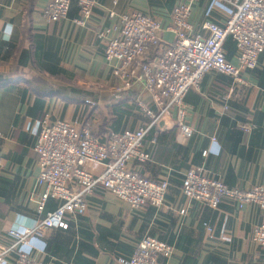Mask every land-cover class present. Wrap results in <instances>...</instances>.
<instances>
[{
    "label": "crops",
    "instance_id": "crops-1",
    "mask_svg": "<svg viewBox=\"0 0 264 264\" xmlns=\"http://www.w3.org/2000/svg\"><path fill=\"white\" fill-rule=\"evenodd\" d=\"M92 1L90 18L79 25L77 0H71L64 19L52 23L42 16L49 0H0V245L14 243L10 228L41 221L61 204L48 199L37 212L43 187L36 182L38 155L27 127L48 115L79 130L87 127L101 142L115 131L146 128L142 149L149 158L130 159L127 166L151 180H167L168 186L159 207L145 203L139 208L97 188L86 196L83 214L66 216V228L50 227L28 239L47 245L42 252L31 250L35 259L47 264H118V256L129 255L149 235L171 246L169 257H158L166 264H264V250L252 239L254 226L261 222L256 204L239 207L223 199L212 208L181 190L182 175L190 168L230 188L264 187V52L255 68L240 72L239 81L209 70L198 89L187 91L185 122L192 134L185 137L175 109L153 120L144 109L157 113V108L142 85L122 87L112 72L116 61L105 59L98 37L105 29L116 33L117 18L109 12L139 11L160 18V36L170 43L171 12L184 0ZM209 2L196 0L192 6L195 34L207 35L206 21H224L219 9L206 14ZM9 24L13 30L6 38ZM223 50L237 65L238 50L231 37L225 39ZM155 55L152 50L146 58ZM213 141L221 146L219 155L209 150ZM204 149L209 151L205 155ZM83 167L92 173L100 169L91 162ZM15 254L12 249L10 258Z\"/></svg>",
    "mask_w": 264,
    "mask_h": 264
},
{
    "label": "built area",
    "instance_id": "built-area-1",
    "mask_svg": "<svg viewBox=\"0 0 264 264\" xmlns=\"http://www.w3.org/2000/svg\"><path fill=\"white\" fill-rule=\"evenodd\" d=\"M196 0H184L171 12L170 30L174 40L164 42L160 36L163 27L160 18L139 11L116 16V33L110 29L98 32L104 43V57L115 60L113 75L124 89L140 83L148 92L157 113L144 109L155 120L163 113L175 109L180 132L189 137L192 128L185 122L184 96L189 89H198L203 75L209 70L230 75L237 81L243 69L255 68L260 53L264 52V0H210L206 14L214 8L225 15L222 24L206 21L207 35L195 34L190 14ZM71 0H49L42 9L44 21L64 19ZM79 16L75 19L84 25L92 13V0H77ZM231 36L236 44L238 64L229 62L223 43ZM155 50L153 58H146ZM89 102V100H86ZM35 137L34 150L38 155L39 174L36 182L43 187L38 198L37 212L43 211L48 199L61 200L54 210L47 211L41 221L8 230L14 238L11 246L0 245V264H47L22 251L32 236H41L50 227H66V216L83 214L87 209L86 196L97 188L109 191L132 208L148 203L159 207L168 186L167 180L154 181L128 168V161L149 158L143 151L146 128L124 129L112 132L106 142L90 134L87 127L79 130L64 119L51 120L45 115L27 127ZM1 137V134H0ZM209 151L204 149L205 155ZM91 162L100 166L97 173L87 171L83 165ZM182 193L189 199L204 202L216 208L223 199L235 201L239 207L254 203L260 209L261 222L253 228V241L264 250V187L247 190L230 188L219 179L201 174L194 168L184 172ZM211 231V228H207ZM12 249L15 256L10 258ZM171 246L155 237L144 236L127 256L116 258L118 264H166L158 258H167Z\"/></svg>",
    "mask_w": 264,
    "mask_h": 264
},
{
    "label": "clouds",
    "instance_id": "clouds-1",
    "mask_svg": "<svg viewBox=\"0 0 264 264\" xmlns=\"http://www.w3.org/2000/svg\"><path fill=\"white\" fill-rule=\"evenodd\" d=\"M12 30H13V26L11 24L7 25L5 30H4V33H5V37L6 38H10L11 36V33H12ZM213 144L214 146L212 148H210L209 150L212 151V153L214 155H219V152H220V145L218 143H216L215 141H213ZM46 243L43 242V241H37L36 243H28V244H25L23 247H22V251H24L25 253H29L31 252V250L33 248H36L38 251H43L44 248L46 247Z\"/></svg>",
    "mask_w": 264,
    "mask_h": 264
},
{
    "label": "trees",
    "instance_id": "trees-1",
    "mask_svg": "<svg viewBox=\"0 0 264 264\" xmlns=\"http://www.w3.org/2000/svg\"><path fill=\"white\" fill-rule=\"evenodd\" d=\"M228 37H231V36H228ZM228 37H227V38H228ZM231 38H232V37H231ZM232 39H233V38H232ZM233 40H234V39H233ZM181 181H182V179H181ZM67 226H68V225H67ZM67 226H66V227H67ZM66 227H63V228H66ZM61 228H62V227H61ZM120 256H122V255H120ZM118 257H119V256H118Z\"/></svg>",
    "mask_w": 264,
    "mask_h": 264
}]
</instances>
